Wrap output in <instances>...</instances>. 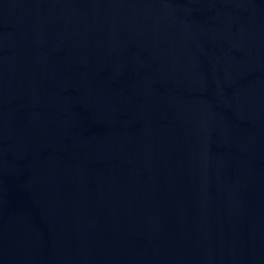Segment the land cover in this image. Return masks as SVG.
<instances>
[{"label": "water", "instance_id": "obj_1", "mask_svg": "<svg viewBox=\"0 0 264 264\" xmlns=\"http://www.w3.org/2000/svg\"><path fill=\"white\" fill-rule=\"evenodd\" d=\"M0 264H264V0H0Z\"/></svg>", "mask_w": 264, "mask_h": 264}]
</instances>
